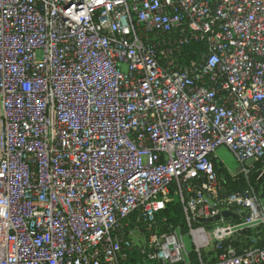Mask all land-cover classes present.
Returning <instances> with one entry per match:
<instances>
[{
  "label": "built area",
  "instance_id": "obj_1",
  "mask_svg": "<svg viewBox=\"0 0 264 264\" xmlns=\"http://www.w3.org/2000/svg\"><path fill=\"white\" fill-rule=\"evenodd\" d=\"M134 257L264 264V0H0V264Z\"/></svg>",
  "mask_w": 264,
  "mask_h": 264
},
{
  "label": "trees",
  "instance_id": "obj_2",
  "mask_svg": "<svg viewBox=\"0 0 264 264\" xmlns=\"http://www.w3.org/2000/svg\"><path fill=\"white\" fill-rule=\"evenodd\" d=\"M258 165L260 164L258 163ZM250 179L254 183L255 179H254L253 174H251ZM231 188L234 189L235 186L228 187V189H231ZM257 190H260V189H257ZM181 207L182 205L178 200L177 201L172 200L171 202H168L165 208H162V210H160L157 213V216H156L157 219H161V218L166 219L165 222L162 223V225L160 226L162 228H166L170 225L174 227L179 225L183 232L186 231L184 213ZM256 235H257V232L255 229H245L244 231L238 234H235V236L232 237V243L235 246H238V245L246 246L248 245V243H250L251 239H253V237H255ZM137 258L138 257H134L133 264H136L135 260Z\"/></svg>",
  "mask_w": 264,
  "mask_h": 264
},
{
  "label": "rangeland",
  "instance_id": "obj_3",
  "mask_svg": "<svg viewBox=\"0 0 264 264\" xmlns=\"http://www.w3.org/2000/svg\"><path fill=\"white\" fill-rule=\"evenodd\" d=\"M121 71L123 73L126 72L125 64L121 65ZM213 156H214L215 167L222 168L223 170H226L227 173L236 172V170H238V168L240 167V164L237 162L235 156L226 146L222 145L217 147L213 152ZM171 195L174 197V200L177 201V198L172 193ZM183 242H185L188 250L192 248L189 237H185Z\"/></svg>",
  "mask_w": 264,
  "mask_h": 264
},
{
  "label": "water",
  "instance_id": "obj_4",
  "mask_svg": "<svg viewBox=\"0 0 264 264\" xmlns=\"http://www.w3.org/2000/svg\"><path fill=\"white\" fill-rule=\"evenodd\" d=\"M255 177L257 178V175H256ZM260 179H261V178H260ZM220 216L226 218V217H228V216H233V213L230 212V211H223V212L221 213V215H217V216H215V217H213V218H208V219L200 218V219H198V222H199V223H209V222H212V221H217V220H219Z\"/></svg>",
  "mask_w": 264,
  "mask_h": 264
}]
</instances>
